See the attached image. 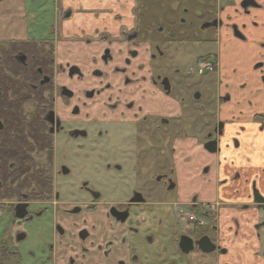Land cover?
<instances>
[{"label":"flooded vegetation","instance_id":"flooded-vegetation-1","mask_svg":"<svg viewBox=\"0 0 264 264\" xmlns=\"http://www.w3.org/2000/svg\"><path fill=\"white\" fill-rule=\"evenodd\" d=\"M221 1L53 0L42 30L0 0V264H264V113L225 106L202 141L223 65L180 64L264 35V2Z\"/></svg>","mask_w":264,"mask_h":264},{"label":"rangeland","instance_id":"rangeland-1","mask_svg":"<svg viewBox=\"0 0 264 264\" xmlns=\"http://www.w3.org/2000/svg\"><path fill=\"white\" fill-rule=\"evenodd\" d=\"M26 1L27 17L29 19L28 22L30 27L33 29L38 25L42 30H47L46 26L50 25V22L48 21L54 17L53 14H49L50 8L53 6V0ZM259 1L264 2V0ZM122 4L124 3L122 2ZM221 5L229 6L230 3L228 0H222ZM256 24L257 23H253L246 29V32H248V38L242 42L237 41L229 32L224 31L222 34L219 33L216 35L214 33V42L198 46L193 40H191V42L187 44L185 54L180 61L182 68L188 69L191 64H194L195 56L198 55L197 53L206 54L208 52L218 54L223 65L222 74L219 77V80L222 81V87L224 89L222 95L225 100L221 104L222 110L220 114L217 110L219 104H217V109L213 108L212 112L202 115L200 120H198V123L200 124L198 136H201L202 141H204V131L211 122L213 123L218 116L225 119L223 113V108L225 106H230V109L234 107L237 113H240V115L242 114L241 116L239 115L242 119L250 117L252 114L251 110L255 111V113H264V79L262 77L264 73H262L261 69H256L255 67L257 64L263 63L264 70V35L259 37V34H255L256 31L259 32L262 29V26H259L257 29L255 27ZM193 49L194 54H192ZM160 61H163V59ZM228 94L231 98L227 97ZM238 96L240 97L238 98ZM180 121L187 133L194 132L189 127L193 122V118L186 114L185 117L180 119ZM154 207H151L153 213L144 210V215L139 213L136 216V220L142 224L143 221H145L146 225L143 224L140 227H142L143 230H146L153 238L157 239L159 236L157 235L156 230L160 229V231H162L165 229L167 227V222H164L165 225L163 224L164 226H161V228L157 226L155 223L157 213H155V211H160L161 208L157 207L159 209H156ZM10 220L11 218L9 214H1L0 234H4L7 230H11ZM27 226H29V224ZM179 228L181 229L182 226L178 227V229ZM28 240L29 243L34 240L32 233ZM27 241L22 242V244L28 245V243H26Z\"/></svg>","mask_w":264,"mask_h":264},{"label":"crops","instance_id":"crops-1","mask_svg":"<svg viewBox=\"0 0 264 264\" xmlns=\"http://www.w3.org/2000/svg\"><path fill=\"white\" fill-rule=\"evenodd\" d=\"M2 14V13H1ZM0 14V21H3L4 23H7V24H9L10 22V18H7V20L6 19H3V16ZM16 24H17V22H16ZM1 30H3V28H0V31Z\"/></svg>","mask_w":264,"mask_h":264}]
</instances>
